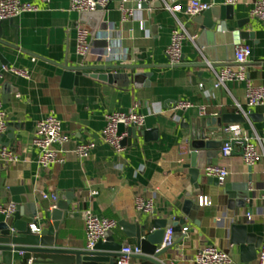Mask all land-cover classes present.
<instances>
[{
  "label": "crops",
  "instance_id": "obj_1",
  "mask_svg": "<svg viewBox=\"0 0 264 264\" xmlns=\"http://www.w3.org/2000/svg\"><path fill=\"white\" fill-rule=\"evenodd\" d=\"M21 1L36 4L39 9L21 14L13 23L6 20L1 24L0 53L11 68L0 60V102L8 123L7 131L0 138L18 151L19 161L0 166V205L13 202L14 196L28 197L41 212L43 207L54 208L56 201L52 200V195L63 194L61 202H71L70 209L76 215L65 219L59 244L73 249L86 246L83 218L86 210L118 222L147 225L151 231L157 218L168 220L166 230L173 227L177 218H182L186 224L179 225L174 243L163 257L165 264H197L196 253L207 245L229 252L233 264H257L256 258L245 260L240 245L232 243L228 225L233 219L245 223L248 232L256 239L261 238V244L264 242V200L261 197L264 158L254 166L245 164L244 144L223 129L240 125L241 140L252 142L264 153V106H248L245 81H230L217 88L211 69L194 65L209 61L219 70L225 64L224 58L235 57L237 44L226 35L219 37L215 31H209L202 38L203 33L197 30L195 23L202 14L190 18L179 13L176 18L165 6V2L186 5L188 0H130L127 5L134 13L126 18L120 9L121 0H112L102 25L95 32L91 29L92 48L89 55L83 57L77 49L81 13L70 9V0ZM143 1L149 3L148 8L141 6ZM256 1L238 0L234 7L238 20H250L244 30L253 34L250 39L241 41L251 47L247 64L249 79L256 86H264V19L252 14ZM212 3L213 6L226 5V0H212ZM177 19L196 39L195 42L185 41L182 62L171 64L165 52ZM107 35L108 41L101 38ZM109 44L113 47L112 59L104 58ZM230 63L235 66L234 59ZM122 64L141 66L135 71L141 75L140 80L123 87L94 76L108 73L95 69L85 71L78 85L68 87L62 83L65 65ZM21 70L27 71L28 76L20 74ZM119 72L133 74L130 70ZM179 101H188L191 106L173 111ZM135 105L145 115V123L137 128L138 137L122 151H117L103 136L107 114L128 112ZM239 105L250 112L248 120L219 124L224 114L242 113ZM49 115L62 122L70 141L61 148L66 161L45 169L38 165L39 150L33 140L38 121ZM197 120L205 123L206 135L218 150L211 159L230 170L224 184L210 185L207 177L196 182L187 167L192 137L185 125ZM11 129L15 132L13 140L9 138ZM227 140L234 141L233 151L231 156L223 158L221 150ZM90 141L95 142L96 147L88 158H79L76 146ZM226 184H246L254 197L251 212L247 206L231 216L226 209L229 201ZM11 188L21 190L12 193ZM138 194L153 199V211L137 210ZM201 197H206L209 203L201 206ZM190 201L193 204L189 215L195 211V206L200 207L195 217L201 221L200 226L183 213L186 202ZM204 211L208 217L203 216ZM3 220L6 219L0 214V221ZM47 225L39 219V224L33 226L42 230ZM184 227L189 228L185 234L182 233ZM112 233L123 246L136 247L135 239L125 236L120 226ZM139 255L132 256V264H151Z\"/></svg>",
  "mask_w": 264,
  "mask_h": 264
},
{
  "label": "water",
  "instance_id": "obj_2",
  "mask_svg": "<svg viewBox=\"0 0 264 264\" xmlns=\"http://www.w3.org/2000/svg\"><path fill=\"white\" fill-rule=\"evenodd\" d=\"M159 5V4H156ZM143 8H148L147 1L141 2ZM107 10L100 9L94 12H82L80 14L81 26L93 30H97L103 23ZM13 23V19H10ZM249 19L238 20L235 15V7L231 4L215 5L206 10L201 16L195 19L197 30H201L204 38L209 31H215L219 37L226 35L231 42L238 44L243 40L250 39L253 34L244 30V27L249 24ZM0 22V35L1 24ZM13 25V24H12ZM202 38L199 40L201 42ZM238 41V42H237ZM201 44V43H200ZM230 55V53H229ZM235 58V57H234ZM233 58V59H234ZM232 57L224 58L225 64L231 65ZM0 60L2 64L9 65V61L4 58L0 53ZM202 68H209L206 62H199L194 64ZM216 66V64H213ZM63 68L62 83L65 86L73 87L79 84V78L87 70H107V74H94L100 79L109 83H119V85L126 87L131 82L138 81L141 75L135 71L140 69L138 65H105V66H69L65 65ZM120 70H130L133 74L129 76L126 72H119ZM126 79V81H125ZM250 117H253L252 115ZM246 118L243 113H227L221 117L219 124L230 123H244ZM188 133L192 137V150L190 152V163L187 167L190 168V173L193 180L196 182L198 179H204L202 170L208 166L217 164L214 157L218 150L214 148V144L208 139L206 135L205 123L201 120L193 122L191 125H185ZM137 125H132L127 128L129 136L123 141V145L130 144L133 138L138 137ZM126 130L124 125H120L119 133ZM147 133V131H146ZM145 133V134H146ZM15 132L11 129L9 138L14 139ZM2 138V137H1ZM0 138V149L9 147L11 143H4ZM244 145L245 140H240ZM234 144V141L227 140ZM10 148L14 149L13 146ZM17 151V150H15ZM18 152V151H17ZM252 170V168H250ZM210 185L221 184L215 177H207ZM11 192H19V188L10 189ZM225 192L229 196V201L226 209L230 211L231 216H235L240 208L249 207L252 211L254 197L251 196L246 184H226ZM2 196L0 195V199ZM64 198L63 194H59L56 204L53 209L48 210L43 207L41 212L37 211L35 203H30L29 198H12L13 202L17 204V210L14 213L12 220L0 221V264H16L17 262L31 261L34 264H114L115 258L119 257L123 244L116 241L113 233L109 232L105 240L99 241L93 249H73L61 246L59 244L60 229L64 224L65 219L72 218L76 214L70 209L71 202H61ZM193 202H186L183 208V213L187 218L197 226H200L201 221L195 219L200 210L199 206H195V211L189 215V208ZM196 212V213H195ZM208 214L204 211L203 216ZM208 217V216H207ZM39 219L48 224L39 232L33 231V225L39 224ZM168 220L157 218L154 220V230H149L147 225H139L121 220L119 226L122 228L125 236L135 239V245L140 249L142 259L150 262L151 264H165L163 257L169 251L171 246H164L163 241L166 233ZM186 224V220L177 218L173 223V229L179 231V225ZM229 229L231 232V239L233 244L240 245L241 253L245 260H253L257 257V249L261 245V238L256 239L254 234L248 232L247 224L242 222H229Z\"/></svg>",
  "mask_w": 264,
  "mask_h": 264
},
{
  "label": "built area",
  "instance_id": "obj_3",
  "mask_svg": "<svg viewBox=\"0 0 264 264\" xmlns=\"http://www.w3.org/2000/svg\"><path fill=\"white\" fill-rule=\"evenodd\" d=\"M43 2H50L51 0H41ZM112 0H70V9L78 13L82 12H94L100 9L107 10ZM130 0H121L120 9L123 16L126 18L133 15L134 11L130 9L127 3ZM238 0H226V4L235 5ZM166 8L176 18L179 13H184L190 18L203 14L206 10L213 6L212 0H188L186 5L182 3L171 4L165 2ZM39 9L38 5L31 2H23L21 0H0V22L14 19L25 12H34ZM252 14L258 18L264 19V0H257L252 10ZM177 26L172 31L171 43L166 49V55L171 64H180L183 59V45L187 40L195 42L196 36L192 35L185 25L177 19ZM92 30L79 26L77 35V49L78 53L87 57L92 48ZM108 41V35L101 37ZM99 39V38H97ZM113 47L107 45L104 58L112 59ZM251 56V47L247 43L240 42L235 47V66L223 65L218 70L211 62L205 61L209 64V69L213 72L215 78V87H223L230 81H245L246 82V99L247 104L250 107L264 106V86H256L249 79V73L247 64ZM264 61V59H263ZM20 74L28 76V72L21 70ZM204 86L203 83L200 84ZM191 104L188 101H179L174 104L173 111L180 109H186ZM138 105H135L128 112H112L107 114V123L103 130V136L107 143H109L115 150L122 151L125 146L123 141L129 136L127 128L132 125L137 127L145 123V115L139 111ZM240 110L244 114L245 118L249 119V111H246L239 105ZM120 125H124L126 130L123 133H119ZM8 129V123L6 119V112L2 108L0 102V136L5 134ZM224 132L233 134L236 140L242 139L241 126L234 124L224 127ZM70 141V136L64 131L62 122L55 116L49 115L37 123L35 137L33 140L34 145L39 150L38 165L41 168L49 169L58 164H63L66 159L63 156L61 150L62 146ZM243 150V160L245 164L254 166L264 158V153L260 152L255 144L245 140ZM96 147L95 142L81 143L76 146L75 152L79 158H88ZM232 145L230 142L225 143L221 150V156L227 158L232 154ZM19 161L17 152L9 147L0 149V166H8L10 164ZM205 177H215L221 184H224L227 180L230 170L228 166L221 164L208 165L202 170ZM45 198L49 196L43 194ZM262 199L264 200V191L262 193ZM52 200L56 201L57 196L52 195ZM209 202L206 197L200 198V205H207ZM136 208L139 211L151 212L154 208L153 199L145 198L141 194L136 196ZM17 210L16 203H7L0 205V214H2L7 221L12 220L14 213ZM83 218L86 228V249H93V247L101 240H105L109 232L114 231L119 222L113 218L105 216H99L92 210H86L83 213ZM35 232H39L40 228L33 226ZM188 227L182 229V233H187ZM176 237V231L170 227L166 230L163 245L171 246L174 243ZM140 249L132 246H123L120 251V255L117 259V264H132L131 259L134 254H140ZM197 264H233V256L217 246L207 245L202 247L195 256ZM257 264H264V242L260 245V248L256 257Z\"/></svg>",
  "mask_w": 264,
  "mask_h": 264
}]
</instances>
